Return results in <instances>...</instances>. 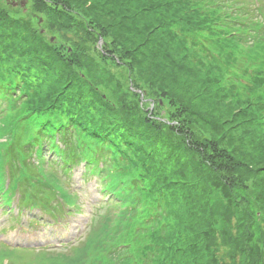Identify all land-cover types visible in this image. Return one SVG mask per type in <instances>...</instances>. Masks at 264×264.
I'll return each instance as SVG.
<instances>
[{
	"label": "trees",
	"instance_id": "16d2710c",
	"mask_svg": "<svg viewBox=\"0 0 264 264\" xmlns=\"http://www.w3.org/2000/svg\"><path fill=\"white\" fill-rule=\"evenodd\" d=\"M47 1L46 30L71 34V52L0 12V187L56 220L76 197L53 167L82 165L105 211L72 257L44 264H264V2ZM81 34L161 98L164 122L105 92ZM45 146L55 159L34 168Z\"/></svg>",
	"mask_w": 264,
	"mask_h": 264
},
{
	"label": "rangeland",
	"instance_id": "374dc122",
	"mask_svg": "<svg viewBox=\"0 0 264 264\" xmlns=\"http://www.w3.org/2000/svg\"><path fill=\"white\" fill-rule=\"evenodd\" d=\"M22 1H25L24 6L20 5ZM38 1L42 5V10L32 13L31 8L26 7L28 4H32L33 6V0H0V12L16 19L29 21L33 24L32 27H34L35 33L43 34L44 39L54 46H66L67 52H71L73 50L71 46L73 45V41L69 39L72 37L71 34L67 35L64 31L59 30L58 27H54L53 31L46 30V24L54 22L58 13L54 9L45 8L46 4H49V1ZM263 2L264 0H258L257 4L261 5ZM9 4H12L13 7L8 8L7 5ZM49 26L52 28L53 25L49 24ZM90 32L92 33L91 30ZM80 38L81 45L78 46L79 49L76 53H87L100 68L98 73L105 78L106 82L104 83L105 92L112 94L111 92L115 91L121 98L126 97L130 100H126L128 105L132 104L131 100L144 105L149 111V119L156 122H164V117H161L164 113H159V109L157 108V105H162L161 98L155 96L143 84L136 82L137 79L134 76L133 69L128 67L124 60L109 53L104 38L96 35L93 39L86 34H81ZM153 112L154 115H152ZM47 150L48 148L45 146L42 158L36 154L31 156L34 168L41 166L42 161L40 160L42 159L46 161H53L51 159H55ZM30 164H32V160ZM3 166L1 167L0 174L1 177H4L5 181V179L9 178V174H7L5 169L7 166ZM42 169L43 172H49L54 169L57 172V174L55 172L54 174L61 180L60 185L62 189L65 188L66 192L76 197L74 206H70V217L67 219L63 218L59 222H55L56 225H54L51 217L42 210L40 212L22 210L20 208L21 202H18L16 193L11 195L7 190L6 181L5 188L4 186L3 188L0 187V264H44L47 262V259L54 260V257H72V251L66 242H74V245L81 243L89 233V230L85 231V229L87 224L90 223L91 218L97 213L105 211L99 204L103 194L99 190V186H97L98 181L92 174L83 175L82 165L75 166L69 170L68 176L61 175L59 167L51 169L48 164H45ZM34 175L44 180L42 181L43 184H48L46 175H39L37 171H35ZM50 187L51 185L48 188ZM57 192L55 194L63 198L64 194L59 189ZM31 208L35 209L38 206H34V208L31 206ZM35 219L37 220L35 221ZM99 222L94 223L97 229ZM95 232L99 233L98 230ZM2 243L9 247L5 248L1 245ZM40 245L42 247L45 246L43 249L46 251L39 252V250L35 249L20 250L25 249L23 246H32L38 249ZM62 245H65V247H62ZM10 247L20 249H9ZM61 262H65V260Z\"/></svg>",
	"mask_w": 264,
	"mask_h": 264
},
{
	"label": "water",
	"instance_id": "95a60500",
	"mask_svg": "<svg viewBox=\"0 0 264 264\" xmlns=\"http://www.w3.org/2000/svg\"><path fill=\"white\" fill-rule=\"evenodd\" d=\"M14 5V4H13ZM20 5L21 6H24L25 5V1H22L21 3H20Z\"/></svg>",
	"mask_w": 264,
	"mask_h": 264
}]
</instances>
